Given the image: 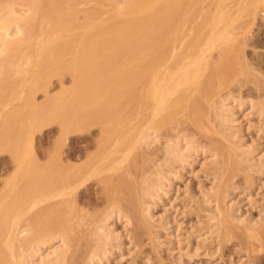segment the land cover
I'll return each instance as SVG.
<instances>
[{
    "label": "bare ground",
    "instance_id": "6f19581e",
    "mask_svg": "<svg viewBox=\"0 0 264 264\" xmlns=\"http://www.w3.org/2000/svg\"><path fill=\"white\" fill-rule=\"evenodd\" d=\"M261 12L264 0H0V152L14 165L0 190V264H69L81 245L83 264H105L122 249L113 222L132 220L122 196L154 222L200 155L214 186L198 202L218 238L233 216L228 196L250 199L236 176L247 183L264 167L240 132L254 110L264 135V69L245 56ZM51 124L60 136L41 163L35 135ZM93 129L87 147L64 156L68 135L74 144ZM92 182L106 205L89 212L80 195Z\"/></svg>",
    "mask_w": 264,
    "mask_h": 264
},
{
    "label": "rangeland",
    "instance_id": "374dc122",
    "mask_svg": "<svg viewBox=\"0 0 264 264\" xmlns=\"http://www.w3.org/2000/svg\"><path fill=\"white\" fill-rule=\"evenodd\" d=\"M76 1L87 2L93 0ZM259 15L257 16V25L254 23V25L252 26L253 28H251L250 31L251 35L249 34L250 38H247L248 46L245 50V56L246 58H248L249 62H252L256 65L257 68L259 67L263 70L264 12L259 13ZM253 42L256 45H254ZM251 53L253 56L251 55ZM66 79H68V77ZM260 80L264 83L263 77L260 78ZM52 82L53 83L50 87L51 89L49 94L57 93L60 89V84L56 80V78H54ZM65 85L68 86L69 82H65ZM38 97L39 102L44 101V96L42 95V93H38ZM251 112L252 114H250ZM251 112L249 113L250 115L245 117L248 118L247 121L249 123V127L246 126L247 124L243 123L245 129L244 127H242V130L240 131L242 133V142H244L247 146L249 145L248 147H250V149L255 147L253 150H255L256 158L258 159L259 163H262L263 165L264 138L262 137H264V135L259 131V128H261V122L259 123V121H261V119L257 117V114L254 112V110H251ZM246 127L248 128L246 129ZM59 133V126L56 124H51L35 135V154L41 163H46L51 157L50 155H52L54 144L59 138L58 135L60 136ZM74 135L75 134H70L68 135L69 137L67 136L68 138L66 139L64 156L71 155V149H73L74 147L79 151L87 147V145L90 144V141L97 136V130L93 129L91 134L82 135V138L73 144L72 140L75 137ZM70 143L72 144L70 145ZM256 148L259 150L256 151ZM9 153L10 152H7L6 149L0 152V190L2 189V187L4 188L5 183L11 177V173L14 169V165L10 157L11 154L9 155ZM260 153H262V155ZM79 154L80 152L76 154V157H72V159H70L71 162H79V158H77ZM258 156H261L260 158L262 159H259ZM205 157L206 156L200 155L197 157V160H195V162L192 161L193 163H191L190 161V172H188V169H190L188 167L186 169L187 171H182V178L180 177L179 179H175V182L173 181V185H171L173 187H171L170 189L171 193L169 192L166 197L164 196L161 202H159L153 210V214L155 215V224H153V221H149L144 217L140 219L137 214L140 210L137 202H135L127 195L122 196V204L124 208L131 213L132 220L128 226L126 223V219H121L119 221L113 222V227H116L115 230L117 229L118 233H122L124 234V236L127 233V235L125 237H122V249L119 251V253L117 252L116 254L111 256L108 262H105V264H264V167H262L261 165L260 167H257V169L261 168V171L263 170V172L258 175L257 173L252 174L251 179L250 177H248L247 183L244 180L243 172L240 173L242 174V176L239 174L238 177L236 176V185L238 184L239 186L240 184L242 189H244V187L246 188V185H248L247 188L244 189L246 192L242 190L241 187H238L239 189H237L236 185H234L235 188L242 193L244 192L247 195L250 194V199L248 197L247 199L252 201L248 203L246 202L248 201L246 200V198L240 197L239 200L241 203H237L238 195L231 194L232 192L230 193L229 191L232 196H228V204L231 205L230 203H233L235 201L233 203V205L235 206L231 205L230 209V214H233V216L230 215V220L228 219V221L223 225V228L221 227V231L224 234L226 233V235L219 231L217 238L215 237L217 235L216 233H211V231L209 232L208 225H210L211 221L209 219V214L204 208L205 205L201 207L203 203L201 204L200 201L198 202V200H200L199 198H201L206 192H208V189L214 186V177L211 174L210 164H208L210 163V157ZM132 166V175L135 176L136 179H138L142 174L141 168H139L140 162L138 161L137 165L132 164ZM260 175H262V177ZM252 176L254 177V179H252ZM255 177L256 179L259 178V180H257L256 182L253 181L256 180ZM81 191V205L85 202V209H87L89 212L100 210L106 205L104 201V189L100 184L92 182ZM236 207H239L240 210H238ZM232 209L237 210V213L234 210V212L236 213L235 214ZM240 216H242L241 218L248 220V222L250 221V227H248L249 223H247L246 220H244L243 222L241 221L242 219L240 218ZM207 221L209 224L207 223ZM238 221H240L239 224ZM156 222L158 223V225L156 224ZM162 222L164 224H162ZM241 222L244 225H241ZM162 225L166 226L164 227ZM245 225H247L248 229L245 227ZM251 225H253L254 227ZM166 227L167 229H165ZM225 227L227 230L225 229ZM229 227L231 229L233 228L231 232V229ZM249 228H251V230ZM249 230L250 233H248ZM229 232H233V235H230L231 237L228 236L230 234ZM246 233L248 234V236H245ZM252 233H255V235L253 234L254 236H251ZM227 236L230 237V239H228ZM214 240H216L217 242ZM216 245L218 246L216 247ZM176 249H178L177 251L179 252L182 250L183 252H185H180V254L176 251ZM84 251V247H82V245L79 246L69 256V264H83L85 255Z\"/></svg>",
    "mask_w": 264,
    "mask_h": 264
}]
</instances>
